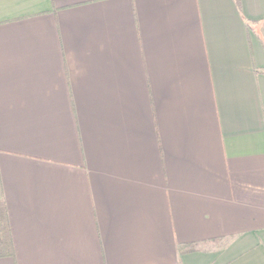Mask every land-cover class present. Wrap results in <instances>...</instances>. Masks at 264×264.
I'll list each match as a JSON object with an SVG mask.
<instances>
[{
    "label": "crops",
    "instance_id": "0c3cea01",
    "mask_svg": "<svg viewBox=\"0 0 264 264\" xmlns=\"http://www.w3.org/2000/svg\"><path fill=\"white\" fill-rule=\"evenodd\" d=\"M240 9L0 0V264H264V0Z\"/></svg>",
    "mask_w": 264,
    "mask_h": 264
},
{
    "label": "trees",
    "instance_id": "16d2710c",
    "mask_svg": "<svg viewBox=\"0 0 264 264\" xmlns=\"http://www.w3.org/2000/svg\"><path fill=\"white\" fill-rule=\"evenodd\" d=\"M237 9L240 11V0H234ZM248 26L249 21L245 22ZM184 251H187L186 249ZM12 253V241L9 231V224L6 213L4 211L3 203L0 202V257L9 256Z\"/></svg>",
    "mask_w": 264,
    "mask_h": 264
}]
</instances>
